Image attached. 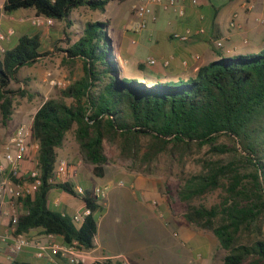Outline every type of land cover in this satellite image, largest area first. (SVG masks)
I'll return each mask as SVG.
<instances>
[{
	"label": "trees",
	"instance_id": "trees-1",
	"mask_svg": "<svg viewBox=\"0 0 264 264\" xmlns=\"http://www.w3.org/2000/svg\"><path fill=\"white\" fill-rule=\"evenodd\" d=\"M108 2L7 0L4 10L33 8L37 15L67 23L74 9L105 12ZM108 28V20L85 23L81 36L65 49L69 62H81V76L60 96L44 100L34 114L31 138L39 148L36 156L29 152L26 159H38L43 181L24 199L18 231L40 227L47 234L62 235L66 244L94 246L96 214L103 206L92 188L81 194L91 212L80 226L48 202L55 186L79 195L74 183L53 181L59 149L72 132L82 160L93 166L96 176L105 174L109 144L132 171L178 177L185 219L218 238L225 251L222 264H264V48L221 52V58L202 66L196 77L149 83L122 74ZM46 55L40 34H24L16 45L0 51L3 124L13 117L15 95L26 94L24 88H10L19 81V70ZM192 159L198 170L188 172ZM28 171L22 162L15 181L27 178ZM216 191L219 202L196 203ZM79 264L123 263L107 258Z\"/></svg>",
	"mask_w": 264,
	"mask_h": 264
},
{
	"label": "crops",
	"instance_id": "crops-1",
	"mask_svg": "<svg viewBox=\"0 0 264 264\" xmlns=\"http://www.w3.org/2000/svg\"><path fill=\"white\" fill-rule=\"evenodd\" d=\"M6 1L0 0V32L7 34L1 41L5 49L16 45L19 37L24 34H40L42 43L48 41L45 39L47 37H52L53 41L60 37L62 32L59 25L60 21H55L54 25L50 27L36 26L33 23V17L37 15L35 9L21 8L12 12H6L4 10ZM112 1L121 2L119 0ZM126 1H131L128 12L122 8H115L111 13L109 12L110 14H104L101 19V21L108 20L109 22L108 34L122 66V74L124 76L127 75V67H138L139 71H142L139 79L145 81L149 78L165 81L196 77L202 66L221 58V52L225 55H233L237 53L257 52L264 48V25L256 21V17L262 15L264 12V0H252L254 4L252 9H249L247 6L251 0H199L198 4H193L191 0H179L178 3L185 11L182 16L178 15L173 8H162L156 5L155 13L157 19L151 20L143 30L135 28L137 17L133 9L134 5L140 0H124L122 2ZM109 2L106 11L102 13L108 11ZM232 20H236V27L230 26ZM200 26L205 28V32L189 42L176 40L171 37L173 31H184L187 27L197 28ZM10 30L14 32L8 34ZM217 39L224 41L222 48L216 47ZM47 45L50 44L48 43ZM50 49L53 50V47H50ZM149 58H155L156 63H148ZM46 99L47 97L44 100ZM11 122L12 119L0 129V145L9 141L15 134L18 124H20L18 122L15 124ZM66 141L64 146L59 149V155L60 158L69 160L71 158L70 154H72L70 152L72 146L71 142L67 144ZM75 160L67 181L74 183L75 186L80 185L84 189L92 188L94 190L98 185L91 184L87 180V176L82 172L83 160L81 159V155L75 158ZM23 165L29 170L34 164L25 159ZM91 171L93 173V169L89 170V172ZM102 177L107 178L105 187L113 186L122 191L123 194L120 193L121 195L117 197L118 199L122 198L124 200V198H127L135 205L132 208H134L135 213L140 215L142 219L140 224L143 223L144 219H149L151 216L150 210H156L157 213H160L158 214L161 217H167V222L174 221L170 215H166L165 211H159L156 208L158 199L151 198L148 194L143 174L132 171L125 174L116 173L109 175L105 171ZM103 189V196L107 197L108 195L105 193L106 188ZM106 201L102 204V199H100L103 210L97 212L96 216L100 214L101 220L99 221L97 218V233L94 239V246L86 249V262H98L111 258L120 260L123 264H154L149 259L151 257L148 252L150 247L148 239L140 235L141 226H135L134 222L127 220L132 229L128 233L129 236L119 238L117 235L118 225L123 223L124 219H130V214L135 213L125 212L120 210V208L112 211V207L108 210V207L105 206ZM48 202L52 209H56L69 216L82 212L86 208L81 194L75 195L69 193L58 186L50 189ZM175 223L179 228L181 227L182 244L184 242L188 244V253L179 251L178 256L173 254L174 252H178L174 245L170 250L172 251V259L168 257V264H177L180 259H185L183 264H198L197 260L199 258L202 260L203 258L207 259L209 256L207 247H205L206 249L203 254L202 252H198V248L196 247L197 229L199 228L193 226L187 220L185 223ZM3 229L4 226L0 228L1 231ZM27 233L32 238H35V240L52 239L64 243L62 235L46 234L40 227L32 228ZM175 235L180 236L179 233H175ZM0 264L73 263L56 254L46 253L40 256L34 245L27 246L16 253L11 251L9 243L0 242Z\"/></svg>",
	"mask_w": 264,
	"mask_h": 264
},
{
	"label": "rangeland",
	"instance_id": "rangeland-1",
	"mask_svg": "<svg viewBox=\"0 0 264 264\" xmlns=\"http://www.w3.org/2000/svg\"><path fill=\"white\" fill-rule=\"evenodd\" d=\"M109 3L110 5L106 13H102L98 10H92L84 6L74 9L70 14L68 19L69 21L67 23L64 21L59 23L62 31L60 37L55 41L52 40V37L45 38L48 41H44L43 48L48 51V55L44 56L32 65L22 67L18 72L19 81H13L10 85V88L15 91L20 88H24L26 91L25 95H21L19 93L15 95L14 113L11 123H32V117L35 111L41 106L46 97L50 98L61 95L63 87L53 84L51 82L52 80H60L62 82L70 83L74 79L81 76V62H69L65 49L81 36V31L87 21L101 20L104 14H110L115 8H122L128 12L131 6V1L113 2L110 0ZM48 43L50 45L46 46ZM50 47H53V50H51ZM139 70L140 69L138 67H127L126 76L139 78L142 75V71ZM147 81L149 83H154L157 80L149 78ZM20 124H18V126ZM3 126L2 115L0 113V129ZM69 142H71L72 146L70 152L73 154V156L70 154L71 160L69 159V161L71 164H74L76 161L75 158L80 157V151L72 132H69L67 137L66 143L68 144ZM106 149L109 155V163L105 165V171L108 172L109 175L132 172V170L128 168L127 163L118 158L114 147L107 144ZM199 155L201 154H197L196 157ZM90 169L92 170L93 166L83 161L81 170L87 176V180L91 184H97L102 188H106L105 193L108 196H101L100 198L102 199V204H104L105 200H107L105 206L108 207V210L112 207V211L120 208V210L125 212L135 213L134 208H132V206H135L133 203H131L127 198H124V200L122 198H117L121 195V190H118L113 186L105 187L107 178L95 176L93 174L94 172H89ZM187 170L188 172L198 170L195 160H190ZM144 177V184L148 194L151 198H156V200L158 199L159 203L157 202L156 208L159 211H165L166 215H170L175 222L185 223L186 220L184 219V211L186 204L178 197V189L182 181L175 175L168 176L165 173L144 175ZM219 194L220 191L210 193L204 198L197 200L196 203L211 206L219 202ZM149 213L151 216L149 219H144L142 224H140L142 219L139 214H130V219H124V222L118 225L117 235L119 238H126L129 236L128 233L129 231H132V229L128 221H132L135 226H141V237L148 239L150 247L148 249L149 251H147L150 253L151 258L149 259L152 261L151 263L168 264L167 261L169 258L172 259V251L170 250L174 245L178 252H174L173 254L178 256L179 251L187 252L188 244L185 242L182 244L183 240L181 238V227L179 228L174 221L167 222V217L164 215V217H161V215H159L160 213L158 212V214L156 210H150ZM97 218L99 221L101 220L100 214L97 215ZM197 231L196 247L198 248V252H202L203 254L206 249L205 247H207L209 252L207 259L203 258L202 260L199 258L197 263L222 264L225 251L221 248L218 238L210 231L202 229H197ZM175 233H179L180 236H176ZM184 260L185 259L178 260L179 262L177 264H183Z\"/></svg>",
	"mask_w": 264,
	"mask_h": 264
},
{
	"label": "built area",
	"instance_id": "built-area-1",
	"mask_svg": "<svg viewBox=\"0 0 264 264\" xmlns=\"http://www.w3.org/2000/svg\"><path fill=\"white\" fill-rule=\"evenodd\" d=\"M193 4H198L199 0H191ZM179 0H140L134 5V13L137 17L135 28L143 30L146 28L151 20L157 19L155 13V6L159 5L162 8H173L178 15H184V8L178 3ZM248 8L254 7L253 1L248 3ZM257 23L264 25V12L262 15L256 17ZM33 23L39 27H50L54 25L55 20L45 15H35ZM231 27H236V20H232ZM14 31L10 30L8 34ZM205 32L203 26L192 28L187 27L184 31H173L171 37L176 40L189 42L195 39L198 35ZM7 34L0 32V51L4 52L5 48L2 46L1 41ZM224 41L222 39L216 40V47L222 48ZM148 63H156L155 58H149ZM53 84L65 88L69 83L60 80H52ZM31 124H20L15 134L9 141L0 145V228L4 226L3 231L0 230V242L10 244L12 252H19L25 247L34 245L37 248L38 255L56 254L66 258L73 264L86 263L87 252L78 242L72 244L61 243L52 239L49 240H35L27 232H19L18 224L21 212L24 210V199L37 191L42 185V173L38 166V159L35 158L33 167L29 169L27 178L23 181H15V178L20 175L22 162L26 159V155L32 152L36 156L38 152V142L31 138ZM72 168L71 162L66 158H59L53 181L64 182L67 180L70 169ZM79 194H83L85 189L77 185L74 188ZM95 193L99 196L104 195V189L96 187ZM91 210L85 208L82 212L75 213L72 221L75 225L80 226L85 217L90 214ZM6 219V221H4ZM47 234V233H46Z\"/></svg>",
	"mask_w": 264,
	"mask_h": 264
}]
</instances>
